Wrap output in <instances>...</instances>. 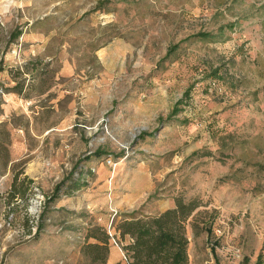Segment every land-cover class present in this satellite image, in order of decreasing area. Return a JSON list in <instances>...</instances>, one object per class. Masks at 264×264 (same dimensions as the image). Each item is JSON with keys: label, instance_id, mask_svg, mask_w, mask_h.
<instances>
[{"label": "rangeland", "instance_id": "rangeland-1", "mask_svg": "<svg viewBox=\"0 0 264 264\" xmlns=\"http://www.w3.org/2000/svg\"><path fill=\"white\" fill-rule=\"evenodd\" d=\"M176 198L188 264H264V0H0V264H100L88 226Z\"/></svg>", "mask_w": 264, "mask_h": 264}, {"label": "trees", "instance_id": "trees-1", "mask_svg": "<svg viewBox=\"0 0 264 264\" xmlns=\"http://www.w3.org/2000/svg\"><path fill=\"white\" fill-rule=\"evenodd\" d=\"M19 34L20 32H11L9 40L17 38ZM198 36H206V34L200 33ZM168 51L170 50L168 49ZM30 62L32 64L38 63L37 60ZM35 69L36 67L31 68V70ZM178 111L177 107L173 108L174 114ZM102 154L103 152L97 151L98 157ZM91 175V169H80L76 178L69 177L62 180L55 185L53 192L47 196V202L54 201L61 193L71 195L86 187V178ZM18 180V173L16 172L13 174L11 187L7 194L8 202L18 199L25 202L29 196L33 180L28 177H25L24 180ZM198 206L199 204L195 200L185 202L181 198H176L174 207L156 214L124 213L119 221L112 224L115 229L112 234L102 225H90L86 228L85 241L80 251L91 262L105 264L107 263L111 239L115 238L122 243L126 238L127 241L122 243V250L126 254V259H123L125 264H188V239L185 228L188 219ZM40 227V224L37 225L35 232L38 233ZM89 239L94 241L89 242ZM114 264H121V262ZM256 264H260L259 259Z\"/></svg>", "mask_w": 264, "mask_h": 264}, {"label": "crops", "instance_id": "crops-1", "mask_svg": "<svg viewBox=\"0 0 264 264\" xmlns=\"http://www.w3.org/2000/svg\"><path fill=\"white\" fill-rule=\"evenodd\" d=\"M116 262H121V264H125L123 261L121 250L116 245L110 242L109 253L107 256V264H114Z\"/></svg>", "mask_w": 264, "mask_h": 264}, {"label": "built area", "instance_id": "built-area-1", "mask_svg": "<svg viewBox=\"0 0 264 264\" xmlns=\"http://www.w3.org/2000/svg\"><path fill=\"white\" fill-rule=\"evenodd\" d=\"M110 234H112V232L109 231ZM111 241L113 242V244L117 245L119 247V249L122 252V257L123 259H126V254L125 252L122 250V243L118 242L115 238H112Z\"/></svg>", "mask_w": 264, "mask_h": 264}]
</instances>
